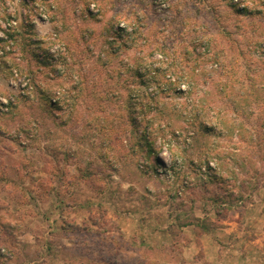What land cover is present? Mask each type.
Wrapping results in <instances>:
<instances>
[{
  "label": "rangeland",
  "instance_id": "1",
  "mask_svg": "<svg viewBox=\"0 0 264 264\" xmlns=\"http://www.w3.org/2000/svg\"><path fill=\"white\" fill-rule=\"evenodd\" d=\"M0 264H264V0H0Z\"/></svg>",
  "mask_w": 264,
  "mask_h": 264
},
{
  "label": "trees",
  "instance_id": "2",
  "mask_svg": "<svg viewBox=\"0 0 264 264\" xmlns=\"http://www.w3.org/2000/svg\"><path fill=\"white\" fill-rule=\"evenodd\" d=\"M128 29H129L128 26L125 27V28H122V26L117 27L115 29V32H114V34H116V35H115V37H113V41H117L118 39H121L122 41H125V39H130L134 35V32L129 34L127 32ZM132 31H136V30L133 29ZM128 41H131V40H128ZM114 52L116 53L115 49H114ZM113 55H115V54H113ZM47 56L49 58V53L47 54ZM47 67H52V66H51V64H49V65H47ZM131 70H132V72L135 73V75H137L138 77L142 78V83L146 82V81H144V77H145L146 73L148 74V72L145 69H142V68L138 67V65H137L136 68L134 67V69H131ZM65 79L69 80V81L71 80L70 77H65ZM60 81L61 82L58 85L59 96H57L55 94V92H52V91H50V90H48L46 88H42L41 89L42 90V96L43 97H47V99L49 100L50 104H52L53 100L57 99L59 101L60 105L64 102L65 105L68 104V105H70L73 108V110H76V106L78 104V98H76V97L73 98V97H71L69 95V92H66V85H65V83H67L66 81H63V82H62V80H60ZM165 85L166 86H162V84L159 81L153 80V92L152 93L151 92L149 93L147 91H143V90H140V89L139 90H135V89L134 90H129V92H130L129 96L130 97L128 96L129 98L127 100V104H129V101L133 102V100L135 101L137 99H140V105L142 104L143 107H150L151 105L148 106L147 104L144 103L145 100H147L149 102V100L151 99V100H153V102H155V100H157L158 97L160 98L161 96L166 95V93L168 91H170V92L172 91V89L170 88L171 84L165 83ZM80 86H81V84H80ZM189 86L190 85L188 84V87ZM127 106H128L127 109L125 108L127 113H129L131 115L136 113V112H133L132 109L131 110L129 109V105H127ZM124 107H125V105H124ZM131 108H132V106H131ZM153 108L158 109L157 106L153 107ZM142 113L143 112L140 111L141 115H142ZM139 130H141V133H139ZM160 133L161 132H160V130L158 128L157 129L156 128H152V130L150 132V128L146 130L144 127L139 126L138 129L136 130V134L138 136V139H140L139 143H141V144L143 143V150L146 149V151H147L149 156H151L152 153H156V151L158 149V148L156 149V147L153 145V143L151 141V137L152 136L153 137L156 136L157 138H161L160 137ZM155 134H157V135H155ZM142 140H144V141L142 142ZM155 157L157 158L156 155H155ZM225 212H229V209H225ZM218 214L219 213H217V216H219ZM198 220H200V219H197V221ZM222 220H224V219H222ZM211 223H212V221H211ZM198 225H201L202 227L204 226V225H202L200 223L197 224V227H199ZM193 226L196 227V225H193ZM202 230H204L207 233V232H209L211 230V228L210 227H206V228L201 229V231ZM199 233H201V232H199ZM181 257H182V255H181Z\"/></svg>",
  "mask_w": 264,
  "mask_h": 264
},
{
  "label": "crops",
  "instance_id": "3",
  "mask_svg": "<svg viewBox=\"0 0 264 264\" xmlns=\"http://www.w3.org/2000/svg\"><path fill=\"white\" fill-rule=\"evenodd\" d=\"M226 224H227L228 226L233 225L232 223H226ZM228 226H227V227H228ZM225 229H227V228H225ZM219 252L221 253L222 251H219ZM219 252H218V257L221 258V257H220L221 255H220Z\"/></svg>",
  "mask_w": 264,
  "mask_h": 264
}]
</instances>
